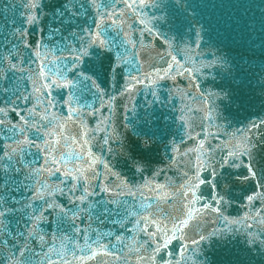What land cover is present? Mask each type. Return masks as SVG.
Returning <instances> with one entry per match:
<instances>
[{
  "label": "water",
  "instance_id": "1",
  "mask_svg": "<svg viewBox=\"0 0 264 264\" xmlns=\"http://www.w3.org/2000/svg\"><path fill=\"white\" fill-rule=\"evenodd\" d=\"M28 3L30 0H0V72L6 73L8 77L7 82L0 78V89L3 87L12 88L18 83V77H23V80L19 81L21 88H31L27 79L28 70L36 71L43 57H35L31 49L25 48L16 40V29L27 28L30 32L29 42L43 36V44L51 49L47 52L48 58L43 59L45 70L55 71L58 67L62 77L72 81L71 84H66L61 79L60 86L53 88L51 97L55 101V107L49 108L48 111L68 118L69 105H71L73 109H77L83 115L90 128L96 126L97 119L109 116L110 112L107 103L101 108L99 96L95 94L96 89L91 87L79 73L96 75L101 86L110 95H115L111 74H106L103 71V67L108 66L106 57H111L119 68L120 75L117 77L116 87L120 89L130 75L141 74L142 78L143 73L150 71L149 65L145 63L146 59H151L155 67L166 66V63L160 61L155 53L168 49V45H165L158 37L154 38V34L149 33L146 29L154 27L170 40L175 38L172 40L170 51L183 65L180 69L183 74L177 75L176 72H173L171 75L175 76V80L169 76L159 79L155 85L144 80L143 83L135 84L132 90L117 97L116 100L114 121L119 126V130L125 134L128 143L135 146L139 144V139L143 135L154 137V144L151 150L146 153L151 160L152 168L145 171L143 177L139 174L133 176L129 171L131 165L125 164L122 156L116 155L115 152L110 156L106 149L103 150L104 158L109 159L115 165L116 170L126 176L130 183L143 184L147 178L155 183L174 184L178 187L183 182L182 173L187 171L183 165L189 157H184L182 160L180 156L173 153L170 142L174 140L181 153L186 148H192L198 143L194 133L192 139H189L185 133L188 123L194 125V132H201L199 125L202 119L206 125L209 123L205 119L208 106L200 99V92H212L221 88L231 89L234 91L235 97L248 98L253 101L251 104H244L243 107H240V99H236L235 103H229L223 98L217 101L222 117H227V120L231 122L230 127L226 129L228 132H234L235 129L246 125L250 120L264 117L260 99L261 93L264 92V0H145L143 8L139 7V0H137L135 13L130 10L126 12V26L123 28L117 27L112 23V20L107 18L100 21L99 13L90 6V0H37L38 5L42 6L40 10L44 15L40 24L28 25L24 22L27 11L25 6ZM98 3L104 6L116 3L117 7L123 8V0H98ZM81 4L84 5L83 8L80 7ZM56 8H59L64 15L58 17V14L54 12ZM76 12H79V15H75ZM100 12H103V8L100 9ZM114 19H120L119 14ZM140 19H144L148 23L141 24ZM98 21L101 25L99 29L101 36L108 41V44L105 46H100L98 43L93 45L88 49L89 55L84 57L78 68L73 69L70 63L73 57L68 55V49L73 46L78 48L79 37L83 35L80 31H76L73 35V30L87 26L92 31H96ZM201 27L203 39L200 48L197 49L195 45H192L190 51L185 49L184 42L191 43L195 39L190 29ZM40 28H43V32L39 30ZM55 29H59V31H55ZM141 30H144L143 36H141ZM125 31L130 34L131 38L138 41L137 47L134 48L132 44L126 42L128 38L124 36ZM140 40L144 42L143 47L139 44ZM13 45L20 48L21 56L24 59L22 66L26 69L24 72L13 70L6 65L4 57L7 53H16V48ZM145 49L148 50L147 55ZM45 51L46 49L42 47L41 52ZM117 52L124 58L122 62L117 59ZM213 53L216 55L223 53L228 57L232 65L229 72L226 73L219 65L212 63ZM53 57H59V60H54ZM29 60L34 62L28 63ZM164 61L171 62V56L165 55ZM17 63L20 67L19 61ZM186 68L193 69V71L184 72ZM193 76L195 80L192 79ZM196 83H199L200 88L194 87ZM10 99H12L10 94L0 91V105ZM106 100L107 97H105ZM94 109L96 110L95 117L92 116ZM39 111L38 107V113ZM181 115L185 116V121L180 120ZM10 116L13 120L17 119L15 113H10ZM213 116L217 118L213 119L211 124H219L222 117H219L216 111H213ZM36 119H40L39 115ZM55 123L53 121V125ZM43 124L47 126L48 121H43ZM66 126L71 132L77 130L71 119ZM110 127L111 124H109ZM5 134L11 135L8 129L0 134V148H3L5 143ZM106 134L98 132L96 136L99 138ZM218 134L220 133H217L215 127H210L205 132H201L200 138L203 139L205 135H208L206 146L208 143L215 146L218 141L212 137ZM41 136H43L42 133ZM220 136L221 141L228 139L222 134ZM31 138L36 139L35 136H31ZM111 147L114 150L117 149L114 140L111 142ZM35 151L34 148L29 151L27 159L35 160L36 158L32 155ZM93 151L100 154L102 149L99 144H94ZM173 157L176 163L167 167L169 160ZM190 158L192 161L195 160L194 155H191ZM98 167L103 172V165L100 164ZM157 168L162 169V172L153 177L152 171ZM201 176L206 181L211 180L206 172ZM57 177L62 178V173H57V176L52 179L55 180ZM114 182H116L115 177H112L109 183L111 185ZM154 189L155 184L153 183L150 188L141 190L142 196L141 192L130 195L127 188L122 189L124 195L113 196L101 193L97 196H89L92 201H100L91 210V220L87 216L81 215L75 222L64 219L57 224L52 223L50 218L48 222L41 225L48 234L49 243L41 246L36 241H32L36 246L31 248L25 259L30 261V264H48L49 260L53 264H60L63 259L71 261L73 251L76 256L86 255L87 250L83 248L84 230H86L90 244L99 236L100 243L108 245V250L117 253L119 259L99 253L94 260H86L83 264H99L101 259L105 261V264H138L137 256L146 255L143 251H136L145 236L144 233L139 232L138 228H134L133 222L136 217H125L124 209L139 211L141 215L147 214L142 211V205L144 209L153 212L157 206L166 213L177 214L182 210L179 199L172 200L169 196L168 200H171V203H166L164 200L158 199ZM96 191L99 193V188ZM241 191L240 188L234 189L231 203L224 206L225 216L233 219L243 218L245 212H248L250 216H256V210L261 207L260 202L256 201L254 206L249 207L246 200L237 199ZM201 192L205 197L210 198V184L202 185ZM22 194L13 192L17 198ZM247 194V192L244 193V195ZM57 198L60 202L67 204L64 197L58 196ZM112 199H118L120 204L110 203ZM67 206L72 207L71 205ZM84 207H87V203ZM105 207L108 208V212H104ZM116 221H120V223H116ZM121 223L124 224L123 228ZM200 223L202 229L206 230H201V234L207 235L208 232L217 229L224 234L223 239L220 236H214L211 238V242L205 240L198 246H191L184 253L182 264H201L206 258L207 264H230V262L233 264H264V255H261L259 251V241L255 246L246 243L245 229L247 226H252L253 234L259 233L261 228H264V225L259 224L258 218L256 221L248 219L246 225L230 224L223 218H217L210 214L204 216ZM5 224L12 231L5 237L3 229H0V239L11 240L15 231H22L20 225L23 224V221L20 220L18 213L9 215ZM76 228L83 230L76 232ZM229 228L232 231H228ZM53 233L57 236L56 240L50 239ZM61 234L68 237L64 241L66 246L64 250L61 249L59 239ZM117 235L122 237L120 241L116 240ZM188 235L198 238L192 231H189ZM74 240L78 241L79 247L73 243ZM179 244L180 241H174L170 246L171 250L177 252ZM49 246L53 248L52 251H49ZM11 251V249L6 251L3 245H0V264H7V256ZM17 255L19 254L17 253ZM174 259L179 260L180 258L177 256Z\"/></svg>",
  "mask_w": 264,
  "mask_h": 264
},
{
  "label": "snow or ice",
  "instance_id": "2",
  "mask_svg": "<svg viewBox=\"0 0 264 264\" xmlns=\"http://www.w3.org/2000/svg\"><path fill=\"white\" fill-rule=\"evenodd\" d=\"M145 0H139V7H144ZM137 0H123V8L117 7L116 3L110 6H104L98 3V0H90V6L95 8L99 13V20L103 21L105 18L112 20V23L119 28L126 26V12L131 11L135 13ZM26 19L25 23L28 25L40 24L44 15L41 12V5H38L37 0H30L26 6ZM69 7H71L69 5ZM84 7L83 4L80 5ZM103 8V12L100 9ZM112 9L111 11L109 9ZM35 10V11H34ZM54 12L59 16L64 13L59 9H54ZM119 14L120 19H114ZM75 15H79L76 12ZM141 15H143L141 13ZM141 24H146L148 21L140 19ZM130 27V25H128ZM101 25L98 21L96 23V31H92L90 27H78L73 30V35L76 31L83 33L79 37V47H71L68 49V55L73 57L70 61L72 68H78L83 62L85 56L89 55L88 49L95 44L105 46L108 44L99 31ZM43 32V28L39 29ZM149 33L154 34V38L158 37L168 49L163 52H156L155 55L159 57L160 61L166 63L165 67H155L151 59H146L145 63L149 65L150 71L147 73L138 74L136 76L130 75L125 81L122 88L117 89V77L120 75L119 68L111 57H106L108 66L103 67V71L111 74L113 81V91L115 95H110L104 87L101 86L96 78V75H88L87 73H79L85 80H87L91 87L96 89V95L99 96L100 106L103 108L105 103L108 105L110 112L109 116H103L102 119H97L96 126L90 128L83 115L69 105L68 118L63 115L50 113L49 108L55 107V101L51 97L54 87L60 86V81L66 84H71L72 81L62 77L59 68L55 71H46L43 64V59H47L48 49L46 44H43V36L29 42L30 32L27 28L16 29L15 38L25 48L31 49L34 56L37 58L43 57L41 63L36 71H29L27 77L31 84V88H21L19 81L23 77H18V83L13 85L12 88L3 87L0 89L5 94H10L12 99L0 105V134L8 129L11 135H4L5 143L3 148H0V229H3L5 237L8 236L10 230L5 224L7 217L13 213L20 215V220L23 224L20 225L22 231H15L11 236V240L5 238L0 239V245H3L7 251L11 249V253L7 256V264H30V261L25 259L27 253L34 248L36 241L41 246L49 243L48 234L44 231L41 225L48 222L51 218L52 223H60L64 219L69 222H75L81 215L87 216L89 220L92 219L91 210L100 203V201H92L89 196H97L101 193H108L113 196L124 195L122 189L127 188L130 195H135L136 192H141L142 189L150 188L155 184V195L160 200L166 203H171L168 200L170 196L172 200L179 199L181 202L182 210L177 213H166L159 206L155 211H148L141 206L142 211L147 214L141 215V212L124 209L125 217H136L134 220V228H138L139 232L144 233L145 239L140 247L136 249L137 252L143 251L145 256H137L138 264H182L184 253L191 246H198L201 242L209 240L214 236H220L223 239V233L217 229L208 232L207 235L201 234L202 225L200 223L204 216L214 215L217 218H223L230 224H245L248 219L256 221L259 219V224L264 225V117H258L248 121L246 125L228 132L226 129L230 127V121L227 117H222L219 112L218 100L223 98L229 103H235L236 99H240V107L244 104H251L253 101L248 98L235 97L233 90H225L221 88L212 92H200L199 97L205 105H207L205 119L208 120L206 125L201 120L199 127L201 132H205L207 128L215 127L217 133L227 136L228 139L221 141L220 134L212 138L218 141L215 146L206 142L209 139L205 135L201 139V132H194V125L188 123L186 125V135L192 139L193 133L198 143L192 148H186L183 153L180 152L179 146L175 141H171V151L180 156L183 160L184 157L189 159L184 163L183 167L187 171L182 173L183 182L179 186L165 185L155 183L152 180L145 178L143 184L130 183L129 179L121 172L116 170L115 165L103 156V150L106 149L108 155L122 156L125 164H130L129 171L133 176L139 174L143 177L145 171L152 168L151 160L146 155L151 150L154 144V137L143 135L139 139L138 145H133L127 142L124 133L119 130V126L114 121L116 100L134 88L135 84L143 83L147 80L148 83L155 85L159 79H164L171 76L175 80V76L171 75L176 72L177 75L183 74L180 69L183 67L180 61L177 60L175 55L171 54L172 40L165 37L164 34L157 29H146ZM202 27L191 28L190 32L195 36L191 43L184 42V48L191 50L192 45L197 49L200 48L202 43ZM59 31V29H55ZM141 30V36H143ZM127 37V43L137 47L138 41L131 38L128 32H124ZM69 44L71 42L69 41ZM140 46L143 47V40L139 41ZM16 48V53H7L4 57L7 67L24 72L26 69L22 66L24 59L21 56L20 48ZM45 48V52H41V48ZM154 48V46H153ZM145 54L148 50L145 49ZM170 55L171 62L164 61V56ZM203 55V53H200ZM213 55L212 63L219 65L227 73L230 71L232 65L228 57L221 53L220 55ZM117 59L123 61L120 53H116ZM54 60H59V57H53ZM20 67H18V63ZM34 61L29 60L28 63ZM203 66V65H202ZM193 69H184V72H192ZM154 74V75H153ZM0 78L6 82L8 77L6 73L0 72ZM195 80V77H192ZM79 83V81H77ZM195 88H200L199 83L194 85ZM105 97L107 100L105 101ZM261 105L264 110V92L261 93ZM38 107L40 111L38 113ZM190 111V110H189ZM213 111L217 112L221 121L217 125L211 124V121L217 117L213 116ZM10 113H15L17 119L13 120ZM39 115L40 119L36 117ZM92 116H96V110L92 111ZM72 120L74 127L77 129L71 132L67 128V123ZM181 121H185V116L181 115ZM43 121H48L45 126ZM53 121L56 123L53 125ZM109 124L111 127L109 128ZM103 126V127H101ZM107 133L97 138L96 133ZM41 133L43 136H41ZM36 139H32L31 136ZM115 141L117 149L111 147V142ZM94 144H99L102 149L100 154L93 151ZM167 147V145H166ZM36 149L32 155L35 160L27 159V153L32 149ZM78 149V150H73ZM67 150V151H66ZM191 155L195 156V160H191ZM176 163L175 158H171L167 167H171ZM103 165V172L99 170V165ZM162 169L157 168L152 171V176L155 177L161 174ZM207 173L210 181L202 178V173ZM57 173H62V178L53 177ZM115 177L116 182L110 185L109 181ZM210 184L211 193L210 198L205 197L201 192V186ZM247 186V187H245ZM99 188V193L96 189ZM240 188L241 194L237 199H244L248 202V206H254V202H260V209L256 210V216H250L248 212L244 213L243 218H229L224 215V206L231 203V198L234 195V189ZM13 192L23 193L17 198ZM79 192V195L77 193ZM247 192V195L244 193ZM58 196L64 197L67 204L60 202ZM87 203V207H84ZM112 204L119 205L118 199H112ZM71 205L72 207H68ZM199 205V207H196ZM151 207V206H149ZM104 212H108V208H104ZM132 222V221H129ZM20 224L19 221H17ZM120 223V221H116ZM121 227L124 224L121 223ZM252 226H247L246 243L255 246L257 241L260 243V254L264 255V228H261L259 233L253 234L251 231ZM82 228H76V232L82 231ZM189 231L194 232L198 238H192L188 235ZM206 231V230H203ZM228 231H232L231 228ZM84 245L83 248L87 250L86 255L76 256L75 252L72 253V260L63 259L60 264H83L84 261L94 260L99 253L105 256H111L119 259L115 252L108 250V245L100 243V237L91 244L88 242L87 231L84 230ZM121 236L117 235L116 240L120 241ZM51 240H56L55 233L52 234ZM61 249L66 248L64 241L68 237L64 234L60 236ZM135 239V238H134ZM174 241H180L179 250L173 252L170 246ZM79 247L78 241H73ZM31 245V247H30ZM53 248L49 246V251ZM195 250V249H193ZM17 253L19 255H17ZM67 255V252L65 251ZM180 259H174L175 257ZM48 264H53L51 260ZM99 264H105L103 259ZM201 264H207V258ZM233 264V262H230Z\"/></svg>",
  "mask_w": 264,
  "mask_h": 264
}]
</instances>
